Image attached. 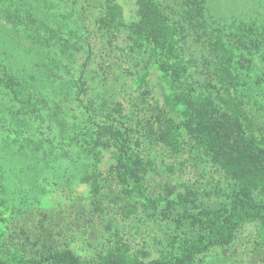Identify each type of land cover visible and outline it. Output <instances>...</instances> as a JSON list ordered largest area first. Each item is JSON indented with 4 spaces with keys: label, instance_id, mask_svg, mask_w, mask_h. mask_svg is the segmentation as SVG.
I'll list each match as a JSON object with an SVG mask.
<instances>
[{
    "label": "rangeland",
    "instance_id": "374dc122",
    "mask_svg": "<svg viewBox=\"0 0 264 264\" xmlns=\"http://www.w3.org/2000/svg\"><path fill=\"white\" fill-rule=\"evenodd\" d=\"M146 5L164 17L184 61L189 78L180 93L213 105L210 132L183 123L180 153L148 123L168 90L155 68L140 82L150 42L134 47L127 38ZM221 62H230L232 80L220 78ZM229 97L235 114L223 102ZM103 125L127 129L143 159L132 198L111 147L97 137ZM250 125L264 139V0H0V264L64 248L96 262L124 242L147 260L179 253L236 188L235 173L222 165L244 151ZM256 163L247 168L260 171L263 157ZM134 202L155 207L130 213ZM189 264H264V228L240 226L229 245Z\"/></svg>",
    "mask_w": 264,
    "mask_h": 264
},
{
    "label": "trees",
    "instance_id": "16d2710c",
    "mask_svg": "<svg viewBox=\"0 0 264 264\" xmlns=\"http://www.w3.org/2000/svg\"><path fill=\"white\" fill-rule=\"evenodd\" d=\"M140 9L142 23L138 24L139 29L135 26L134 32L127 36L134 47H137L138 42H141V40L150 42L151 53L149 59H147L150 66L140 78V82L143 84L148 83L147 78L150 72L148 70L155 68L163 74L162 80L168 86L167 92L162 88L163 104L161 110L148 123L150 127H152V124L158 123L157 140L164 144L169 152L180 153L183 145L181 132L183 123L189 126V129L193 128L198 134H202L204 127L206 126L207 128V125H209L210 132V125L214 124L206 116V109L213 105H211V101L204 100L201 96L190 97L191 100L188 101L185 98H189V94H184L187 93L185 91L180 93V88L185 86V82L188 81L189 77L183 76V73L186 72L184 61L177 52L174 40L171 39L170 28L164 17L157 12L158 9L149 10L147 5L145 7L141 6ZM186 15H190V12H186ZM112 22L110 15L105 23L112 25ZM140 30H142V33L139 32ZM215 52L219 53L218 51ZM229 65L230 62H227V66L222 63L217 68L221 79L222 77L229 80L233 79L229 74ZM143 95L148 96L149 94L144 93ZM235 98L229 97V102L227 103L223 101L226 105H230V112L233 113L237 108V102L234 101ZM248 128V134L243 136L246 148L244 147V151L240 154L241 156L232 158V163L229 162L222 165L227 172L230 170L235 173L236 188L231 189L227 194L225 206L216 210L212 218L208 216L204 234L185 239L184 243L182 242V248L179 253H173V250L171 252L161 251L159 257L147 260V254L139 252L140 255H143L140 258L137 254L132 253L131 246L124 242L116 245L105 257L96 262L82 261L71 249L64 248L54 255L35 262L23 260L15 255L16 261L14 264H189L194 257L213 247L229 245L234 239L237 228L240 226L256 224L264 228V198L258 199L255 197V192L259 191V188L264 193V165L262 164L258 172H252L247 168L248 163L257 164L256 162H259L262 157L264 162V148L261 147V144L264 145V139L258 140L254 136L252 125ZM214 129L217 131L216 128ZM214 129L212 131L216 132ZM97 131V137L104 139L101 145L111 147L110 157L118 170L119 183L125 195L132 198L133 192L140 190L139 182L144 178L145 167L143 159L137 155L138 152L131 148L132 141L131 139L129 140L128 130L125 129L120 132L113 126L103 125L98 127ZM109 143L111 144L109 145ZM257 165L260 166V163ZM139 207L149 209L155 206H146L143 203L134 202L129 204V212L134 213ZM173 241L175 239H167L171 248Z\"/></svg>",
    "mask_w": 264,
    "mask_h": 264
}]
</instances>
